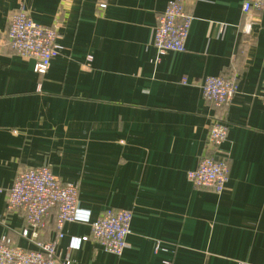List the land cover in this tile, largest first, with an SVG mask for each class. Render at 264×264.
I'll use <instances>...</instances> for the list:
<instances>
[{"label": "crops", "instance_id": "1", "mask_svg": "<svg viewBox=\"0 0 264 264\" xmlns=\"http://www.w3.org/2000/svg\"><path fill=\"white\" fill-rule=\"evenodd\" d=\"M169 1L0 0V36L23 5L36 23L60 25L63 47L45 75L35 60L0 50V239L33 248L8 196L19 173L47 165L78 186L91 221L108 209L133 213L117 257L80 242L87 223L59 232L53 210L39 237L63 234L59 264H264V7L246 36L244 0H184L194 18L186 51L157 60L153 32ZM207 76H237L228 108L204 101ZM217 117L229 126L213 152L230 167L222 194L187 179Z\"/></svg>", "mask_w": 264, "mask_h": 264}, {"label": "built area", "instance_id": "2", "mask_svg": "<svg viewBox=\"0 0 264 264\" xmlns=\"http://www.w3.org/2000/svg\"><path fill=\"white\" fill-rule=\"evenodd\" d=\"M264 7V0H244L242 11L246 21L242 33L251 35L253 30L252 15ZM104 10L106 4H100ZM193 16L187 12L184 0H170L165 10L157 18L153 32V46L157 52V60L168 53H183L190 35ZM60 25L43 26L36 23L28 9L21 5L12 15L5 34L0 36V50L9 49L22 58L36 61L35 70L45 75L52 62L63 51L59 44ZM90 61L92 58H88ZM186 84V80H183ZM204 101L214 110L228 108L239 93L237 76H207L201 85ZM261 102L264 106V81L261 84ZM229 126L222 118H213L207 136L208 154L200 156L195 170L187 173L188 181L196 188H210L217 194H222L229 182L230 167L227 162L213 155L228 137ZM212 153V154H211ZM218 159V160H216ZM20 210L25 214L27 228L22 237L32 246V249L15 246L7 237L0 239V264H59L57 258L58 240L63 238L59 233L58 240L43 241L39 231L45 226L50 213L55 210L56 228L59 232L67 223H87L91 234L80 240L95 241L102 249L112 255L121 257L131 235L133 213L129 209H108L99 218L91 221V214L79 206L78 186L63 183L52 173L47 165L29 168L18 174L9 191L7 211ZM32 229L31 233L29 229ZM79 243V242H78ZM161 250L157 243L156 252ZM65 264H70L66 262ZM236 264H252L247 261H237Z\"/></svg>", "mask_w": 264, "mask_h": 264}, {"label": "water", "instance_id": "3", "mask_svg": "<svg viewBox=\"0 0 264 264\" xmlns=\"http://www.w3.org/2000/svg\"><path fill=\"white\" fill-rule=\"evenodd\" d=\"M216 160H218V159H216Z\"/></svg>", "mask_w": 264, "mask_h": 264}]
</instances>
